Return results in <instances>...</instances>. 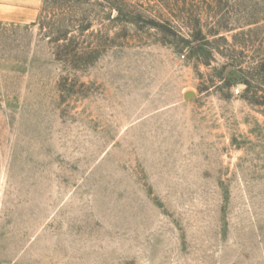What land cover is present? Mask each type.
<instances>
[{
    "label": "rangeland",
    "instance_id": "rangeland-1",
    "mask_svg": "<svg viewBox=\"0 0 264 264\" xmlns=\"http://www.w3.org/2000/svg\"><path fill=\"white\" fill-rule=\"evenodd\" d=\"M0 264H264V0L0 23Z\"/></svg>",
    "mask_w": 264,
    "mask_h": 264
},
{
    "label": "crops",
    "instance_id": "crops-1",
    "mask_svg": "<svg viewBox=\"0 0 264 264\" xmlns=\"http://www.w3.org/2000/svg\"><path fill=\"white\" fill-rule=\"evenodd\" d=\"M42 0H0V23L33 26Z\"/></svg>",
    "mask_w": 264,
    "mask_h": 264
}]
</instances>
